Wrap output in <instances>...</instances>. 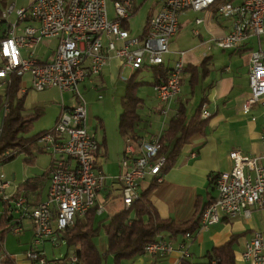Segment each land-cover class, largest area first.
<instances>
[{"label": "built area", "instance_id": "obj_1", "mask_svg": "<svg viewBox=\"0 0 264 264\" xmlns=\"http://www.w3.org/2000/svg\"><path fill=\"white\" fill-rule=\"evenodd\" d=\"M106 1L32 0L26 8L15 9V5L10 4L0 10V27L8 14L14 12L16 15V20L8 22L0 32V89L10 84V75L28 74L32 90L57 88L61 92H70L75 101L70 108L61 110L54 126L40 138L51 154L43 201L31 206L20 185L22 182L13 185L0 172V200L3 203L0 215L8 218L7 234L18 235L27 226L31 229L23 260L18 264H82L74 248L69 247L58 257L47 258L45 242L52 247L66 243L64 231L73 225L76 217H82L93 207L97 213L103 211V204L96 200L104 187L106 174L96 164L98 142L86 129L85 100L79 90L80 83L99 75L110 57L120 59L121 72L126 67L135 71L163 63L170 38L179 27L178 15L186 9L213 8L218 15L231 18L232 29L215 40L220 48L236 49L250 36L264 38V0H160V8L149 18L142 36H130L121 25L133 10L132 0H114L112 19L108 18ZM24 20L36 24H25L17 32L18 23ZM52 37L57 38V43L47 59L37 58L29 50ZM22 49L26 54L21 53ZM183 56L184 52L180 51L166 79L152 85L155 97L162 103L160 111L163 114L169 111L171 101L180 91L185 67ZM248 86L249 94L242 109L247 112L254 104H259L264 118V46H258L250 53ZM8 110L4 96L0 104V132L3 116ZM209 115L201 107L200 117ZM260 137L264 143V124ZM158 148V136L155 135L142 136L137 142L126 140L119 175L124 207L139 197V183L147 176H154L156 182L162 180L160 171L165 159L157 155ZM10 151L6 149L0 155V166ZM229 158L232 166L217 174V194L202 207L198 230L206 229L222 218H232L239 213L248 215L250 208L264 210V154L248 156L233 149ZM192 235L191 231L184 233L179 244L180 258L173 264H181V258H188L186 244ZM3 242L0 241V264L5 259H12L17 264L15 256L4 249ZM172 251L171 241L158 236L143 247V253L148 254ZM240 256L247 264H264V230L253 233Z\"/></svg>", "mask_w": 264, "mask_h": 264}, {"label": "crops", "instance_id": "obj_2", "mask_svg": "<svg viewBox=\"0 0 264 264\" xmlns=\"http://www.w3.org/2000/svg\"><path fill=\"white\" fill-rule=\"evenodd\" d=\"M31 1L29 0V4ZM136 1L139 7L143 6L145 20L142 30L136 35L129 33L130 36H141L148 16L151 17L160 8V0H132L133 10L128 18L123 21L125 23L124 28L128 31L130 19L136 9ZM10 4L15 5V2L0 0V10ZM197 18H200L199 22L196 21ZM178 21V30L170 38L169 51L164 55L163 64L164 67L169 69L179 57V52H184L185 68L180 79V91L171 101L170 109L166 114L161 113L162 103L155 97L153 90L152 101L154 104L152 107L148 106L145 99L138 94L142 98L141 108L146 107V114L141 117V108L139 109L140 119L135 126V134L153 137L161 132L163 133L169 119L176 114L177 108L181 106H184L188 119L194 114L195 108L200 104L201 107L210 113L207 118H204L205 123L201 130L191 135L189 140L182 145L174 163L164 172L162 180L151 187L148 194V198L160 218L171 219L173 222L181 224L195 218L197 205L204 206L216 196L215 182L211 180L210 175H216L220 171L231 168L232 161L229 158L231 150L238 149L248 156H261L264 154V143L260 137L264 124L262 109L259 104H254L247 112L242 109L243 101L249 94V56L251 51L258 46H264V38L250 36L236 49L219 47L222 51H228V56L224 58L227 63L220 65V67H214L213 64L211 65L213 58L212 54H210L211 44L216 45L215 40L232 29L231 18L218 15L213 8L200 11L186 9L179 13ZM8 22V17H6V20H2L0 32L7 27ZM22 24L35 25L36 23L31 20H24L18 23V25L23 26ZM184 25L190 26L192 35L196 36L200 41L199 45L179 49L178 41L173 38L180 33V29ZM56 43V37L45 39L41 42L45 46L42 51L38 50L37 52L39 44L36 45L35 56L40 59H47L55 48ZM117 43L119 44L120 42ZM21 53L26 54V51L22 49ZM119 67L120 59L110 57L99 75L80 83L81 89L87 91L92 85L98 86L97 89H100L104 85V70L113 80L120 79L125 81L126 79H122L121 75L127 67L122 72ZM145 69L151 71L149 67H142L138 70V74ZM128 70L130 71L129 77L137 71L129 68ZM152 79L153 75L151 74ZM139 80L143 79L139 78ZM7 87L8 85L0 89V104L5 96ZM150 87L152 89V85ZM30 91L37 92L30 88L29 75L23 74L20 77L17 96H21L23 100L24 113L33 111L31 104L35 97L29 94ZM59 92L60 100L55 120L62 109L70 108L75 102L70 92ZM194 96L198 98V102L194 111L188 115L186 104ZM101 98L102 95L98 97V99ZM86 103L85 101V106ZM159 118H161L160 121ZM101 120L99 118V123H96L92 133H90L98 141L96 164L106 174L104 187L98 193L96 200L97 203L103 204V211L101 213L95 211L93 216L94 225L100 227L102 224L108 223L111 216L124 208L120 196L121 182L119 175L122 171L120 161L126 142L121 134V138L108 137ZM142 121H146L148 126L153 125V129L142 127ZM87 131L89 130L87 129ZM99 131H101V134ZM123 143L124 146L121 148ZM112 144L117 146L115 152H111ZM120 148L121 151L118 153ZM192 152H195L194 156ZM50 161L47 165H49ZM11 181L13 185H16V182L14 183V175ZM149 183L150 176H147L139 183V190L146 189ZM47 186L48 179L41 186V198L38 201L45 199ZM260 230H264V210L257 208H250L248 215L239 213L232 218H222L219 222L203 230H198L196 227L191 231L193 233L192 239L186 244L189 253L188 259L194 262V259H199L203 256L205 258L206 253L213 247L220 246L228 239L233 238L234 264H247L242 260L241 252L253 233ZM8 236L9 234L5 236L3 247L7 252L15 256V262L18 264L23 260L22 254L28 246L31 229L27 226L20 234L12 235L10 240L15 245L10 244L9 251L7 249L9 244ZM157 236L171 241L173 251L168 254L142 253L130 259L127 264H173L176 262L180 258L179 244L183 240L184 233L177 232L172 234L169 230H162Z\"/></svg>", "mask_w": 264, "mask_h": 264}, {"label": "trees", "instance_id": "obj_3", "mask_svg": "<svg viewBox=\"0 0 264 264\" xmlns=\"http://www.w3.org/2000/svg\"><path fill=\"white\" fill-rule=\"evenodd\" d=\"M149 18L148 16L142 35L146 33ZM121 25L125 27L124 22ZM149 68L153 75L150 82L137 79L139 69L125 80L124 93L121 96V112L117 124V129L125 141L137 142L142 137L135 134V126L140 119L139 109L142 107V98L138 95V87L143 83L153 85L162 82L168 75L169 69L164 67L163 63L151 65ZM19 81L20 76L10 75V84L5 92L9 110L3 116L0 132V155L6 149L11 151L4 157L1 165L20 151L30 155V158H25L26 161H30L35 152V144L46 132L43 130L30 137L20 135L27 131L32 122L39 117L40 110L23 112V100L21 96H17ZM200 111L201 104L195 108L194 114L188 119L184 106L178 107L176 114L169 119L164 132L155 135L158 136L159 144L157 155H162L165 159L161 167V175L174 163L182 145L203 127L205 119L200 117ZM38 149L41 150L39 147ZM48 177L49 166L41 175L26 178L20 184L29 198L31 206L40 202L38 200L41 198V186ZM216 177L217 174L210 175L214 182ZM155 183H157L155 177L150 176L149 186L144 190H139V197L134 199L129 206H123L121 211L111 216L108 223L102 224L108 236L106 253L101 254L93 243V237L100 228V226L94 225L93 221L95 207L88 209L82 217H76L73 225L64 231L66 246L74 248L82 264H102L103 258L107 254L113 255V264H123V260H130L141 255L144 244L154 240L162 230H169L172 234L194 230L198 226V216L203 206L197 205L195 218L181 224H177L171 219L160 218L148 198L149 191ZM7 220L5 215H0V241H3L7 235ZM232 242L233 238H230L224 244L213 247L206 253L204 261L192 262L188 258H181V264H234ZM3 263H14V261L5 259Z\"/></svg>", "mask_w": 264, "mask_h": 264}, {"label": "rangeland", "instance_id": "obj_4", "mask_svg": "<svg viewBox=\"0 0 264 264\" xmlns=\"http://www.w3.org/2000/svg\"><path fill=\"white\" fill-rule=\"evenodd\" d=\"M6 1H14L15 2V9L24 7L26 8L29 4V0H6ZM136 9L132 15V18L129 22V33L130 34H138L144 25L145 14L143 12V6L140 8L138 6L137 1L135 2ZM1 6V5H0ZM106 8H107V15L109 19L114 17V10H113V2L111 0L106 1ZM8 21L13 23L16 20V15L14 12H11L7 15ZM23 25V24H22ZM21 25L17 26V32L20 31ZM178 41L179 49L194 47L199 45V39L192 35L190 31V26H183L180 29V33L174 37ZM43 41V40H42ZM40 41L38 44L37 52L42 51L45 46L41 44ZM37 45V44H36ZM36 45H33L29 48L31 51H35ZM210 54H212V63L214 67H220V65H224L225 62L224 58L228 56V51H222L216 45L211 44ZM36 52V53H37ZM35 53V52H34ZM104 85L100 89H95L92 85L87 91L81 89V84H79V90L83 95L86 103L85 111H86V127L89 130V133H92L94 126L96 123H99V118L102 119V125L107 132L108 137L115 136L116 138H121L120 133L117 129L118 118L121 111V96L124 93L125 81L120 79L113 80L111 77L108 76V73L104 70ZM151 71L149 69H145L141 71L137 75V79L141 78L145 81L151 80ZM130 75V71L128 68L124 70L122 73L123 79H127ZM29 94H32V97H35L32 100L31 107L33 110L39 109L40 115L37 117L31 124L30 128L22 132L20 135L23 137H30L34 136L40 131L49 130L54 126L55 117L58 113V106L60 100V92L56 88L52 89H45L41 91H30ZM102 95L101 99H98V95ZM138 94L145 99V102L148 106H153V95L152 89L148 83H143L138 87ZM198 102V98L191 97L188 103L186 104L187 114L190 115L194 111V108ZM146 105V106H147ZM140 113L142 114L141 117H144L146 114V107L140 109ZM154 115V114H152ZM160 116V114H158ZM155 116V115H154ZM162 117V116H161ZM1 118L2 112H0V125H1ZM158 119V118H156ZM161 118H159V121ZM157 125V124H156ZM146 127L147 129H153V125L148 126L146 121H142V127ZM101 134V131H99ZM44 143L40 140L37 141L34 147V154L31 156L30 161H26L25 158H30V155L26 154L24 151L18 152L12 159L6 161L4 164L0 166V172L2 173L4 179L10 180L14 175V183L18 184L22 182L24 179L39 176L43 172V169L46 167L48 168V162L51 160V154L44 146ZM124 143L121 144V148H123ZM39 148H42V151H39ZM118 151L120 153L121 151ZM111 152H115L117 146L112 144ZM47 150V151H44ZM66 157V156H65ZM73 161V160H72ZM3 209V203L0 200V211ZM13 235V234H12ZM11 233L9 234V244L7 245V249L9 251L10 244L15 245L10 240L12 238ZM107 242L108 236L104 229V226H101L98 230V233L93 237V243L95 244L96 248L99 250L101 254L106 253L107 250ZM66 243L62 242L59 246L52 247L49 242H45V252L47 258L51 257H58L59 254H63L66 251ZM11 249V248H10ZM11 252V251H10ZM12 253V252H11ZM102 264H112L113 262V255L107 254L103 258ZM204 256L199 259H194V262H201L204 261ZM130 260H123V264H127ZM3 264H14V263H3Z\"/></svg>", "mask_w": 264, "mask_h": 264}]
</instances>
